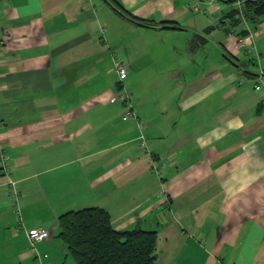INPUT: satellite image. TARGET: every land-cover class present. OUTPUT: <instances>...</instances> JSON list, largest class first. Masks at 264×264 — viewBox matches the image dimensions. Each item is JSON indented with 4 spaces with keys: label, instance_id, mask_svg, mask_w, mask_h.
<instances>
[{
    "label": "crops",
    "instance_id": "0c3cea01",
    "mask_svg": "<svg viewBox=\"0 0 264 264\" xmlns=\"http://www.w3.org/2000/svg\"><path fill=\"white\" fill-rule=\"evenodd\" d=\"M244 1L0 0V264H39L34 228L61 264L58 219L89 207L157 231V264H264V17L233 18Z\"/></svg>",
    "mask_w": 264,
    "mask_h": 264
},
{
    "label": "trees",
    "instance_id": "16d2710c",
    "mask_svg": "<svg viewBox=\"0 0 264 264\" xmlns=\"http://www.w3.org/2000/svg\"><path fill=\"white\" fill-rule=\"evenodd\" d=\"M233 11V18L257 24L264 17V0H245ZM58 227L76 264H157L159 233L141 228L118 230L104 207L68 211L59 217Z\"/></svg>",
    "mask_w": 264,
    "mask_h": 264
},
{
    "label": "built area",
    "instance_id": "2783aa9c",
    "mask_svg": "<svg viewBox=\"0 0 264 264\" xmlns=\"http://www.w3.org/2000/svg\"><path fill=\"white\" fill-rule=\"evenodd\" d=\"M204 1H214V0H204ZM193 10L194 12L201 11V6L199 4V1L193 4ZM240 43L242 45H245V39L241 40ZM115 68L117 73L121 78H124L128 74V66L121 62H116ZM259 83L255 86L257 90H260L264 84V70H262L257 77ZM119 101H121L126 107L127 110L125 112L126 117H133L135 118V111L131 105L130 97L127 92L122 91L120 95H118ZM143 125L141 124V127ZM140 143L141 145L146 148L147 147V135L144 133H141L140 137ZM15 184V183H14ZM50 236V232L46 228H34L27 231V237L29 239V242L31 244V252L36 255V257L40 260L41 264H44V259L48 258L49 255L47 253H40L37 249V244L45 241Z\"/></svg>",
    "mask_w": 264,
    "mask_h": 264
},
{
    "label": "rangeland",
    "instance_id": "374dc122",
    "mask_svg": "<svg viewBox=\"0 0 264 264\" xmlns=\"http://www.w3.org/2000/svg\"><path fill=\"white\" fill-rule=\"evenodd\" d=\"M128 73H129V69H128ZM127 76H128V74H127ZM127 76L124 77V78H121L119 76L120 81L123 82L127 78ZM122 91H125V90H122ZM125 92H127V91H125ZM55 228H56V229H54L55 233H53V239H54L55 242L51 245V248L54 250L55 253H58L61 249L64 252H66V245H65L63 239L59 235L60 234V229H59L58 225ZM54 252H53V254H54ZM51 254H52V252H51ZM64 258H66V259H65V261H61V264H76L73 256L69 253V251H68V254L64 255ZM39 264H41L40 260H39Z\"/></svg>",
    "mask_w": 264,
    "mask_h": 264
}]
</instances>
